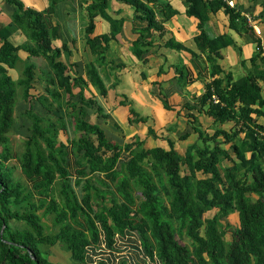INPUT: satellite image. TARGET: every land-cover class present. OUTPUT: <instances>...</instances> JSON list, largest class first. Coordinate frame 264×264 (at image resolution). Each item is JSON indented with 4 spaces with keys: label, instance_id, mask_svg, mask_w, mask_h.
I'll list each match as a JSON object with an SVG mask.
<instances>
[{
    "label": "trees",
    "instance_id": "obj_1",
    "mask_svg": "<svg viewBox=\"0 0 264 264\" xmlns=\"http://www.w3.org/2000/svg\"><path fill=\"white\" fill-rule=\"evenodd\" d=\"M6 1L15 9L12 21L0 24V264H64L50 259L48 249L57 243L75 262L94 264L87 247L99 244L102 232L112 246L116 233L132 231L142 241L141 251L161 264H264V125L253 116H264L260 82L264 70L233 82L228 73L208 84L202 105L216 122L234 121L235 125L231 130L217 128L211 135L198 128L201 143L190 144L184 155L173 144L170 149L146 148L141 139L119 144L107 137L98 122L87 118L86 109L97 102L85 96L89 83L107 95L100 68L115 32L89 36L97 55L96 62L87 66L89 80L82 75L72 77L61 60L65 44L55 46L45 14L22 0ZM58 1L51 0L52 5ZM120 1L134 6L136 22L146 23L136 28L141 35L133 48L142 56L152 44L147 38L151 30L176 10L156 0ZM186 2L187 12L200 18L202 28L209 12L222 6L232 25L240 16L226 0ZM106 5L108 0L92 5L89 33L94 31L98 9ZM18 29L28 38L23 44L10 38ZM197 41L201 49L209 47L216 54L231 43L225 36L210 38L204 28ZM21 51L30 58L22 76L15 79L10 70L22 60ZM259 56L260 52L252 60ZM40 57L50 72L46 92L34 95L38 69L34 58ZM213 72L220 73V67L214 65ZM76 87H80L78 92ZM18 88L30 102L27 116L32 132L20 157L21 170L30 182L17 177L10 163L15 158L9 133L16 123ZM213 94L219 96V103L213 101ZM33 99L46 113L36 110ZM63 109L66 114H58ZM101 110L98 106L96 111ZM61 130L69 136L68 144L59 140ZM244 130L245 138L241 136ZM227 143H231L229 148ZM69 145L76 156L81 155L74 183L68 167ZM57 184L62 203L54 195ZM95 201H100L101 209ZM213 209L215 213L207 217ZM234 212L239 213L240 223L228 240L225 235L231 224L224 220ZM49 214H54L60 226L55 233L46 231L44 217ZM184 235L191 238L190 246L183 241Z\"/></svg>",
    "mask_w": 264,
    "mask_h": 264
},
{
    "label": "crops",
    "instance_id": "obj_2",
    "mask_svg": "<svg viewBox=\"0 0 264 264\" xmlns=\"http://www.w3.org/2000/svg\"><path fill=\"white\" fill-rule=\"evenodd\" d=\"M22 1L45 14L55 46L62 48L65 44L61 60L72 77L82 75L89 80L87 66L97 59L89 36L115 32L100 68L107 95L89 83L85 96L97 102L86 109L87 118L95 115V122L104 128L107 137L119 144L137 139L143 140L146 148L170 149L173 144L184 155L190 144L201 143L198 128L211 135L217 128L231 130L235 125L234 121L216 122L207 112V106L202 105L200 100L208 84L215 77L225 78L228 73L233 82L248 73L264 70V0H226L240 14L236 26L231 24L225 6L209 12V20L203 23L206 34L210 38L231 39L217 54L209 47L200 48L197 37L203 30L201 21L187 12L186 0H156L171 5L176 13L151 30L147 38L152 44L142 56L133 48L141 35L140 28H136L146 23L136 22L135 8L130 3L108 0V5L98 9L94 31L89 33L91 7L102 0H59L55 5L51 0ZM14 9L6 0H0V24L8 25L12 21ZM256 26L261 29L260 34ZM10 38L15 44H23L28 39L20 29L13 31ZM259 52L254 62L252 58ZM20 55L22 59L30 58L26 51ZM214 65L220 67V73L214 74ZM43 72H50L48 63ZM10 73L13 75L12 70ZM46 78L47 75L40 78L42 89H37L38 94L46 92ZM260 82L264 94V78ZM79 90L80 87L75 88V92ZM98 106L102 113L96 111ZM253 116L264 125V116L255 113ZM241 136L245 138L246 130ZM230 145L227 143L226 147Z\"/></svg>",
    "mask_w": 264,
    "mask_h": 264
},
{
    "label": "rangeland",
    "instance_id": "obj_3",
    "mask_svg": "<svg viewBox=\"0 0 264 264\" xmlns=\"http://www.w3.org/2000/svg\"><path fill=\"white\" fill-rule=\"evenodd\" d=\"M24 54V53H23ZM29 60V59H28ZM34 61L38 65V69L36 70L37 72V80L35 83V87L32 89V93L34 95L38 94L37 89L41 91L42 89V84H40V78L42 76H45L46 74L43 72V70L47 67V61L43 58H34ZM28 63L27 59L23 58L19 63L17 64L15 69H12V73L15 77L22 76L23 74V69L25 67V64ZM44 81L43 79H41ZM18 103L16 105V110H15V117H16V123L14 125L13 130L9 133L10 136V145L12 146L13 152H14V157L10 163L13 164L15 167V174L17 177L22 176L24 181L30 182L29 178L26 177L20 167V157L22 152L25 149V141L28 135L31 134V125L32 121L31 119L27 116V108L30 105L29 101H25L24 98L22 97V92L21 89L18 88ZM32 102L36 106V110L40 113H46V109H44L39 102H35V99L32 100ZM64 112L60 111L58 114H62ZM56 116V115H55ZM91 120L95 121L97 117L95 115L90 116ZM71 135H73L72 127H69ZM59 140L61 142H64L66 144L69 143L70 138L67 135V133L64 130L60 131L59 134ZM2 150V146L0 145V152ZM68 152H69V163L68 167L69 170L71 171V174L73 176V183L76 180V174L77 170L79 168L77 159L81 158V155L76 156V154L73 152L72 147L69 145L68 147ZM76 190L78 189L77 185H74ZM79 197L81 198L82 193L79 192ZM55 197L62 203V195L60 192V185L57 184L55 186V192H54ZM95 206L98 209H101L100 201H95ZM216 210H210L206 213V216H212L215 213ZM40 212H43L41 210ZM44 221L46 222V231L49 233H55L59 230L60 226L56 224L55 219H54V214H49L48 216L44 217ZM225 222H228L231 224V227L228 228L226 232V239L230 240L232 238V232L234 230V227L239 225L240 223V218L238 217V213L234 212L232 213L226 220ZM183 241L190 246L191 243V238L188 235L183 236ZM50 259L53 261L57 262H63L64 264H78V262H75L73 258L70 256V253L62 246L60 243H57L48 249Z\"/></svg>",
    "mask_w": 264,
    "mask_h": 264
},
{
    "label": "built area",
    "instance_id": "obj_4",
    "mask_svg": "<svg viewBox=\"0 0 264 264\" xmlns=\"http://www.w3.org/2000/svg\"><path fill=\"white\" fill-rule=\"evenodd\" d=\"M256 30L259 34L261 33V29L257 26ZM213 101L215 103L220 102L217 94H213ZM141 249L142 241L133 231L125 235L120 232L116 233L112 246L108 244L105 232H102L100 243L95 246L90 244L87 247V253L93 256L94 264H105V262L106 264H122L124 260L127 261L125 264H161L148 254L143 253Z\"/></svg>",
    "mask_w": 264,
    "mask_h": 264
}]
</instances>
